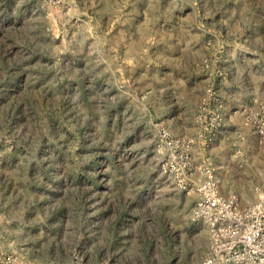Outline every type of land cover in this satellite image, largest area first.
<instances>
[{
    "label": "rangeland",
    "instance_id": "rangeland-1",
    "mask_svg": "<svg viewBox=\"0 0 264 264\" xmlns=\"http://www.w3.org/2000/svg\"><path fill=\"white\" fill-rule=\"evenodd\" d=\"M211 176L264 188V0H0V264H205Z\"/></svg>",
    "mask_w": 264,
    "mask_h": 264
},
{
    "label": "built area",
    "instance_id": "built-area-1",
    "mask_svg": "<svg viewBox=\"0 0 264 264\" xmlns=\"http://www.w3.org/2000/svg\"><path fill=\"white\" fill-rule=\"evenodd\" d=\"M207 185L199 189L204 194L199 215L212 235L205 264H264V188L258 202L243 209L237 195H220L218 177L211 176Z\"/></svg>",
    "mask_w": 264,
    "mask_h": 264
}]
</instances>
